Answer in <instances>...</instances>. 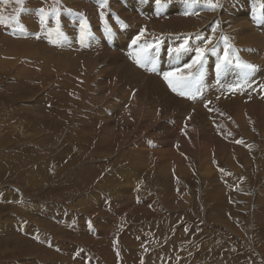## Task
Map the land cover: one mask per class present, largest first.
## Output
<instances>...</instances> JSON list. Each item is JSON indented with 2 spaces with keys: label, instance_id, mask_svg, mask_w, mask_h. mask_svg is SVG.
Listing matches in <instances>:
<instances>
[{
  "label": "rangeland",
  "instance_id": "obj_1",
  "mask_svg": "<svg viewBox=\"0 0 264 264\" xmlns=\"http://www.w3.org/2000/svg\"><path fill=\"white\" fill-rule=\"evenodd\" d=\"M0 264H264V0H0Z\"/></svg>",
  "mask_w": 264,
  "mask_h": 264
},
{
  "label": "snow or ice",
  "instance_id": "obj_2",
  "mask_svg": "<svg viewBox=\"0 0 264 264\" xmlns=\"http://www.w3.org/2000/svg\"><path fill=\"white\" fill-rule=\"evenodd\" d=\"M161 0H156L157 5H159ZM207 6L210 10H215L219 6V0H207ZM40 12V21L41 25H45V12L44 9H39ZM52 15H55V10L51 13ZM186 15L188 13H185ZM103 18V17H102ZM80 32H79V38L80 41L83 43L84 40L90 35L88 31V24L86 20H81L80 22ZM55 32L58 37L63 36V33L61 31L60 27V21L57 20ZM144 35V30L142 29L140 34L132 40V44L136 45L137 42L140 40L141 36ZM225 43L226 46L224 48V55L222 57V63H229V46L227 45V38L225 37ZM159 44L160 41L157 39L153 41L152 43H144L140 45L139 50L136 52L134 57H130L134 59V62L139 67H145L147 64H151L152 68H150V71H156L155 69V61L151 55V53L155 50H159ZM205 47H197L195 48V56L191 60L190 63L185 64L182 68H176L172 71L164 72L162 73V78L166 82L167 86L172 90V92L176 93L178 96H185L186 93L182 91V89H186L191 84V79L194 77V75L198 74L202 69V64L204 57L207 52L213 51L215 46L213 45L212 48H209L208 45L212 44L211 37L207 38L204 41ZM189 39L185 38L182 43L179 44V46L175 49L170 50V54L174 53L176 55H179L182 52L189 51ZM221 65L218 64L217 67L219 68ZM243 67L248 69H254V65L252 64H244ZM195 70V71H194ZM188 99H195V95H188ZM207 106V105H206Z\"/></svg>",
  "mask_w": 264,
  "mask_h": 264
},
{
  "label": "bare ground",
  "instance_id": "obj_3",
  "mask_svg": "<svg viewBox=\"0 0 264 264\" xmlns=\"http://www.w3.org/2000/svg\"><path fill=\"white\" fill-rule=\"evenodd\" d=\"M249 24H247V22H241L240 24H239V27L241 28V27H245V26H248ZM251 25V24H250ZM248 26V28L249 27H251L253 30H251L249 33V41L250 42H254V44H258L260 41H261V39H262V37L260 36V35H258L257 34V31L255 30V26ZM239 30V29H238ZM252 45V44H251Z\"/></svg>",
  "mask_w": 264,
  "mask_h": 264
}]
</instances>
